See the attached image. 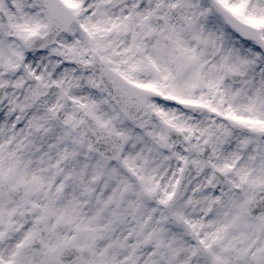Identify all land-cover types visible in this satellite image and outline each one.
<instances>
[{
  "label": "snow or ice",
  "instance_id": "snow-or-ice-1",
  "mask_svg": "<svg viewBox=\"0 0 264 264\" xmlns=\"http://www.w3.org/2000/svg\"><path fill=\"white\" fill-rule=\"evenodd\" d=\"M0 264H264V0H0Z\"/></svg>",
  "mask_w": 264,
  "mask_h": 264
}]
</instances>
